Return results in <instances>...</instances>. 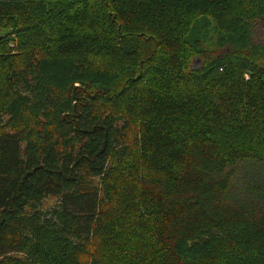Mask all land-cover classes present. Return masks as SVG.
<instances>
[{
	"label": "trees",
	"instance_id": "16d2710c",
	"mask_svg": "<svg viewBox=\"0 0 264 264\" xmlns=\"http://www.w3.org/2000/svg\"><path fill=\"white\" fill-rule=\"evenodd\" d=\"M0 68V264H264V0H0Z\"/></svg>",
	"mask_w": 264,
	"mask_h": 264
},
{
	"label": "rangeland",
	"instance_id": "374dc122",
	"mask_svg": "<svg viewBox=\"0 0 264 264\" xmlns=\"http://www.w3.org/2000/svg\"><path fill=\"white\" fill-rule=\"evenodd\" d=\"M258 34H260V32L258 31ZM260 38V37H259ZM200 66V62H195L194 63V68H198ZM57 202V200L56 199H51V200H49V201H47L46 203H45V206L47 207V208H49V207H51V206H53L55 203Z\"/></svg>",
	"mask_w": 264,
	"mask_h": 264
},
{
	"label": "bare ground",
	"instance_id": "6f19581e",
	"mask_svg": "<svg viewBox=\"0 0 264 264\" xmlns=\"http://www.w3.org/2000/svg\"><path fill=\"white\" fill-rule=\"evenodd\" d=\"M0 69H1V68H0ZM2 69H4V68H2ZM18 69H19V68H18ZM18 69H17V70H18ZM28 69H29V68H28ZM31 69H32V68H31ZM4 70H5V69H4ZM0 71H1V70H0ZM10 71H11V70H10ZM10 71H9V72H10ZM12 74H13V73H12ZM20 74H21V73H20ZM22 75H23V74H22ZM21 79H22V78H21Z\"/></svg>",
	"mask_w": 264,
	"mask_h": 264
}]
</instances>
